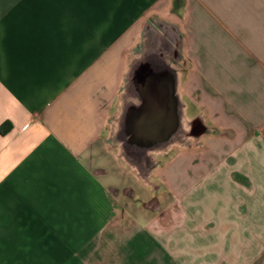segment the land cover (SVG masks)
Masks as SVG:
<instances>
[{"label": "crops", "instance_id": "0c3cea01", "mask_svg": "<svg viewBox=\"0 0 264 264\" xmlns=\"http://www.w3.org/2000/svg\"><path fill=\"white\" fill-rule=\"evenodd\" d=\"M182 2L0 0V264H264V0ZM173 4L213 129L145 182L110 121Z\"/></svg>", "mask_w": 264, "mask_h": 264}, {"label": "water", "instance_id": "95a60500", "mask_svg": "<svg viewBox=\"0 0 264 264\" xmlns=\"http://www.w3.org/2000/svg\"><path fill=\"white\" fill-rule=\"evenodd\" d=\"M182 42V31L175 22L152 17L144 25L142 41L132 53L121 83L119 108L110 121L109 142L118 146L121 157L145 182H149L150 172L156 165L153 154H166L170 143L158 133L146 132L145 113L149 105L133 102L134 80L140 69H158L161 76L165 74L163 81L168 82L176 94L178 77L174 66L181 60ZM179 104L184 142L179 141L178 145L191 146L208 128L199 122V127L193 129L191 119L186 117L185 104L181 101ZM186 138H190V142Z\"/></svg>", "mask_w": 264, "mask_h": 264}, {"label": "flooded vegetation", "instance_id": "af4514ba", "mask_svg": "<svg viewBox=\"0 0 264 264\" xmlns=\"http://www.w3.org/2000/svg\"><path fill=\"white\" fill-rule=\"evenodd\" d=\"M182 62L174 66L178 77L176 94L173 93L171 85L163 81L165 74L161 76L158 69H140L134 80L133 102L135 104L144 103L149 105L148 112L145 113L146 132H154L163 136L165 142L170 143L167 152L173 150L176 146H180L178 145L179 141L184 142V138L181 135L182 111L179 104V101L185 104L179 90V74L183 69ZM166 88L167 90L164 91ZM167 104L169 106L164 107ZM186 117L191 119L193 129L199 127L201 116L188 117L186 115ZM186 141L190 142V138H186Z\"/></svg>", "mask_w": 264, "mask_h": 264}, {"label": "rangeland", "instance_id": "374dc122", "mask_svg": "<svg viewBox=\"0 0 264 264\" xmlns=\"http://www.w3.org/2000/svg\"><path fill=\"white\" fill-rule=\"evenodd\" d=\"M183 0H179V5H182ZM177 14V8H175V5L173 4L166 13L163 14L162 19L167 20V21H172L175 22L178 18L176 16ZM178 15V14H177ZM154 17H158V16H154ZM179 20V19H178ZM151 21V20H150ZM149 22V21H148ZM147 23V22H146ZM145 23V24H146ZM143 24L141 26V31L139 34V38L137 40V42L131 47L130 51H129V60L131 58L132 53L135 51L136 47H138L142 41V37H143V31H144V25ZM182 55H181V61L182 62V67L183 69L181 70L180 74H179V90L180 93L182 95V99L185 103V111H186V115L188 117H192V115L196 114L197 111L200 113L198 116H201V122H203L208 130L206 131L209 132L213 129V127H209L207 125V118H208V108L206 105H199L198 102H201L203 100L202 95H200V91L197 89V81H198V77L199 74L196 72V70L194 69L192 60H191V56H190V48H189V41L185 40V44H184V48ZM128 60V61H129ZM178 62V63H179ZM117 112V111H116ZM194 143V142H193ZM190 144V143H189ZM192 146V145H191ZM191 146H178L179 148H175L169 152H167L166 154H161V153H154L153 154V158L156 161V165L155 167L151 170L150 175H149V181L150 179H161L164 176V172L162 171V168L167 165L168 163H170L171 161H174L177 156H181V151L184 149H188ZM118 148V146H117ZM118 154L120 155V150L118 148ZM122 158V157H121ZM187 160H189L187 156L183 157ZM123 159V158H122ZM182 159H180L179 161H181ZM191 160V159H190ZM189 160V161H190ZM138 175V172L136 169H134ZM169 173V172H168ZM166 185H156L153 187H151V191L154 194H160L162 192H164V189H167V187L165 188ZM169 191V190H168ZM128 196H126L127 198ZM127 204V200H121L120 202L117 203L116 208L118 207L119 209V217L120 218V222H116L117 221V216L114 217L113 219L111 218V223H120V224H126L127 222L125 221V214H124V208L125 205ZM90 255V254H89Z\"/></svg>", "mask_w": 264, "mask_h": 264}]
</instances>
